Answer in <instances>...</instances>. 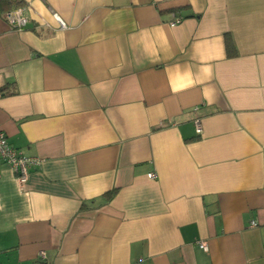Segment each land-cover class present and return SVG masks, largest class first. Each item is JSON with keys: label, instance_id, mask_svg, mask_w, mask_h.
Instances as JSON below:
<instances>
[{"label": "crops", "instance_id": "0c3cea01", "mask_svg": "<svg viewBox=\"0 0 264 264\" xmlns=\"http://www.w3.org/2000/svg\"><path fill=\"white\" fill-rule=\"evenodd\" d=\"M0 130V264H264V0H0Z\"/></svg>", "mask_w": 264, "mask_h": 264}, {"label": "built area", "instance_id": "2783aa9c", "mask_svg": "<svg viewBox=\"0 0 264 264\" xmlns=\"http://www.w3.org/2000/svg\"><path fill=\"white\" fill-rule=\"evenodd\" d=\"M5 17L9 24L18 29L22 28L27 22V17L23 13V7L20 5L8 10L5 13ZM178 21L179 18H174V20L169 22V24L170 26H174ZM60 23L63 24L62 21H60ZM196 109L197 106H195L194 110ZM193 122L195 126V132L198 134L201 133L202 128L199 117H194ZM0 160L6 162L9 165L10 169L14 173L20 189H23L28 177L29 169L33 166H37L40 163L39 157L26 156L20 150L10 146L6 135L2 130H0ZM148 176L151 178L153 174L150 173ZM255 225V222H251V226ZM198 244L202 249L207 250V246L204 242H198ZM36 261L37 264H47L46 254L43 250L38 252Z\"/></svg>", "mask_w": 264, "mask_h": 264}, {"label": "trees", "instance_id": "16d2710c", "mask_svg": "<svg viewBox=\"0 0 264 264\" xmlns=\"http://www.w3.org/2000/svg\"><path fill=\"white\" fill-rule=\"evenodd\" d=\"M8 2H11V1H8ZM8 4H11V3H8ZM226 42L229 43V38H228V36H226ZM82 208H84V205L82 206Z\"/></svg>", "mask_w": 264, "mask_h": 264}]
</instances>
